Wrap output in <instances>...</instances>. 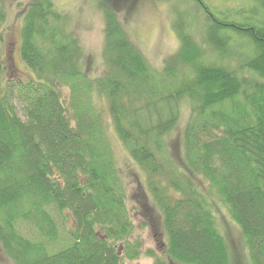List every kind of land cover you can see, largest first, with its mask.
Instances as JSON below:
<instances>
[{
  "label": "trees",
  "instance_id": "16d2710c",
  "mask_svg": "<svg viewBox=\"0 0 264 264\" xmlns=\"http://www.w3.org/2000/svg\"><path fill=\"white\" fill-rule=\"evenodd\" d=\"M187 1L205 18L203 34L197 39L176 11L178 46L157 67L128 36L117 6L102 1L103 70L95 76L71 17L53 0H29L22 10L27 79L10 74L0 30V246L14 264L138 256L114 141L160 211L169 260L233 264L216 201L252 264H264V0ZM182 106L189 112L174 147L168 137Z\"/></svg>",
  "mask_w": 264,
  "mask_h": 264
},
{
  "label": "rangeland",
  "instance_id": "374dc122",
  "mask_svg": "<svg viewBox=\"0 0 264 264\" xmlns=\"http://www.w3.org/2000/svg\"><path fill=\"white\" fill-rule=\"evenodd\" d=\"M29 0H6L4 7L6 18L0 28L4 36L2 44L11 75L27 79L32 74L20 56L22 10ZM59 11L71 17L73 29L82 46V57L89 74L95 76L102 72L103 13L100 1L104 5L114 4L117 17L130 39L154 66H160L163 58L171 54L178 46V40L171 24L176 11L184 22L190 24L192 33L200 40L205 21L201 11L187 0H53ZM242 0H216L219 6H236ZM245 4V3H244ZM135 5V6H134ZM133 7V12L128 8ZM18 112L19 109L17 108ZM189 109L182 106L181 118L177 127L170 133L169 143L177 147L180 132L187 120ZM19 114H21L19 112ZM114 155L127 185V203L135 226L130 240L140 243L138 256L127 259L125 264H180L168 259L165 254V234L159 209L147 200L139 187L141 171L129 160L126 150L116 141L113 142ZM198 186L207 192L206 183L197 179ZM211 196V195H210ZM212 198V197H209ZM214 212L218 228L226 239L227 249L233 264H252L244 246L238 225L230 218L220 204H215ZM124 255L122 248L120 249ZM247 251V252H246ZM0 264H14L0 246Z\"/></svg>",
  "mask_w": 264,
  "mask_h": 264
}]
</instances>
